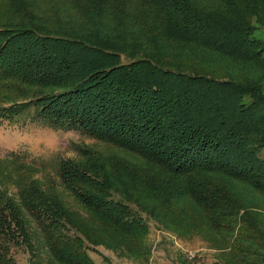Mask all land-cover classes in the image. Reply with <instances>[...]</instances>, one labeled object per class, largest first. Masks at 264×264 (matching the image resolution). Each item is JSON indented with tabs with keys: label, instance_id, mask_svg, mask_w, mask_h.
<instances>
[{
	"label": "trees",
	"instance_id": "1",
	"mask_svg": "<svg viewBox=\"0 0 264 264\" xmlns=\"http://www.w3.org/2000/svg\"><path fill=\"white\" fill-rule=\"evenodd\" d=\"M0 119L124 152L0 172V264L143 258L145 217L264 264V0H0Z\"/></svg>",
	"mask_w": 264,
	"mask_h": 264
},
{
	"label": "rangeland",
	"instance_id": "2",
	"mask_svg": "<svg viewBox=\"0 0 264 264\" xmlns=\"http://www.w3.org/2000/svg\"><path fill=\"white\" fill-rule=\"evenodd\" d=\"M81 148L92 149L106 156L124 154L120 147L113 143L88 136L78 130L54 129L38 122L10 123L7 119H0V172L3 173L2 177L4 176L2 179L11 185L8 187L10 194L17 191L16 187L9 183V175L17 168L25 170V165L34 166V169H38L34 173L35 176L56 181L55 167L58 161L78 159ZM58 187L67 203L78 209L79 205L73 197L59 184ZM145 218L149 226V253L146 257H128L102 245H89L87 251L93 261L96 264H226L225 259L229 256L226 250L213 248L200 236H179L163 229L152 219ZM30 228L32 231L37 230L32 221ZM5 245L8 247L7 257L14 264H31L33 258L20 240L11 242L6 239ZM39 253L44 260V249L40 248Z\"/></svg>",
	"mask_w": 264,
	"mask_h": 264
}]
</instances>
